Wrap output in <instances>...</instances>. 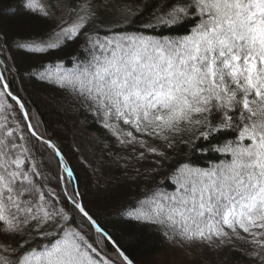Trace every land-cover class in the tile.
<instances>
[{"label":"snow or ice","instance_id":"6c2138e0","mask_svg":"<svg viewBox=\"0 0 264 264\" xmlns=\"http://www.w3.org/2000/svg\"><path fill=\"white\" fill-rule=\"evenodd\" d=\"M25 7L48 18L63 7L67 16L46 36L9 42L0 33V264H134L124 244L77 200L79 191L49 187L37 144L51 150L62 172L72 173L13 91V73L21 74L14 51L43 54L88 24L95 34L83 33L90 59L56 80L102 118L118 143L144 149L142 160L146 154L166 158L148 139L168 149L182 144L208 151L195 142L230 137L211 148L225 155L219 163L178 164L168 177L171 191L153 190L121 218L162 226L181 241L224 245L235 238L257 250L252 257L264 252V0H175L171 6L162 0L141 31L111 28L103 37L98 13L109 10L105 0H64L50 11L27 0ZM116 10L125 24L143 11L127 4ZM190 19L197 23L185 35L146 34Z\"/></svg>","mask_w":264,"mask_h":264},{"label":"trees","instance_id":"16d2710c","mask_svg":"<svg viewBox=\"0 0 264 264\" xmlns=\"http://www.w3.org/2000/svg\"><path fill=\"white\" fill-rule=\"evenodd\" d=\"M26 2L27 0H0V33L9 42L15 38L46 36L67 16L66 10L61 7L55 11L54 18L45 17L39 8L35 11L26 8ZM161 2L162 0H105L109 10L98 13L103 22L101 37L110 34L111 28L130 33L141 31L142 24L149 22L150 13ZM173 2L175 0H169V6ZM36 3L50 11L52 5L63 4L64 0H36ZM124 4L130 5L133 12L138 7L143 9L130 24H125L116 10L117 5ZM196 23V19H190L171 30L157 29L146 34L175 38L187 34ZM93 28V24H88L78 37L65 40L60 47L43 54L28 50L12 53L21 73H13V91L24 102L38 132L60 149L64 163L72 173L67 176L62 172L57 159L51 155V150L46 147L42 150L37 144L36 156L42 161L45 175L50 176L49 187L58 192L62 188H67L70 193L79 191V199L98 223L124 244V250L134 264H243V261L251 259V254L257 251L252 245L237 239L238 247L231 240L221 245L217 239L216 250L222 255V259L210 263L203 258L201 251V246L214 250L207 243L181 241L179 236H173L171 232L166 236V229L162 226L121 218V212L139 207V202L151 196L153 190L158 188L161 191H171L173 181L168 177L178 164L191 163L196 167L207 168L219 163L225 155L212 151L211 148L230 137L219 134L209 141L201 139L195 142L197 149L207 148L208 151H189L182 144L168 149L158 140L148 139V144L160 148L165 152L166 158L146 154L142 160L139 159V154L144 149L137 145L125 146L118 143L111 132L103 127L102 118L98 119L70 89L61 88L56 80L57 74L74 71L78 65L90 59V48L83 33L88 32L95 39ZM26 72H31V77ZM41 76L45 78L41 79ZM9 103L17 108V117L22 120L18 106L10 98ZM76 126H83L97 136L94 148L100 160L96 167H90L78 155L72 137ZM61 176L64 177L63 181H60ZM63 206L66 210L70 207L66 202ZM85 228L87 229V225ZM92 238H95L94 233ZM40 239L42 238H37L38 241ZM258 255L264 257V252Z\"/></svg>","mask_w":264,"mask_h":264},{"label":"rangeland","instance_id":"374dc122","mask_svg":"<svg viewBox=\"0 0 264 264\" xmlns=\"http://www.w3.org/2000/svg\"><path fill=\"white\" fill-rule=\"evenodd\" d=\"M72 133H73L72 137H73L74 146L78 151L79 157L90 167H96L95 165L99 162L100 157L95 152V148H94L97 142V136L95 135V133L85 129L83 126L74 127ZM148 146L155 147L159 151H161L160 148L154 146L153 144H148ZM230 240L234 242L235 245L238 247V243L235 238H232ZM207 245L209 244L207 243ZM210 246L213 247L214 250L213 249L210 250L205 246H201L203 258L210 263H216L221 261L222 255H219L216 250L217 241L214 240L210 244ZM243 264H264V257L258 255L252 257L249 260L243 261Z\"/></svg>","mask_w":264,"mask_h":264}]
</instances>
